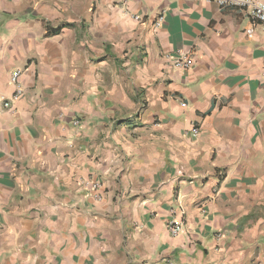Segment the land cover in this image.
Here are the masks:
<instances>
[{
  "label": "crops",
  "instance_id": "obj_1",
  "mask_svg": "<svg viewBox=\"0 0 264 264\" xmlns=\"http://www.w3.org/2000/svg\"><path fill=\"white\" fill-rule=\"evenodd\" d=\"M178 51L191 69L169 66ZM0 264H264V31L247 10L0 0Z\"/></svg>",
  "mask_w": 264,
  "mask_h": 264
},
{
  "label": "built area",
  "instance_id": "obj_2",
  "mask_svg": "<svg viewBox=\"0 0 264 264\" xmlns=\"http://www.w3.org/2000/svg\"><path fill=\"white\" fill-rule=\"evenodd\" d=\"M196 2L203 3H213L218 7H232L239 10H247L249 15L256 22L261 29L264 31V0H193ZM134 20H139L138 17H133ZM162 17H159L155 23V27L158 28L161 24ZM165 60L172 69L175 70H189L192 68L193 60L192 56L184 52H176L175 54H166L164 56ZM9 80L14 86V93L8 100H3L4 108H8L9 105L17 101L21 95L22 84H21V72L19 70L13 71L10 73ZM77 124V122L75 123ZM191 135L196 136L198 134L197 128L193 127L191 129ZM81 185L87 186L91 191L95 192L99 188V184L96 182H81ZM166 230L170 236L176 237L183 233L184 223L181 219H173L170 221Z\"/></svg>",
  "mask_w": 264,
  "mask_h": 264
}]
</instances>
